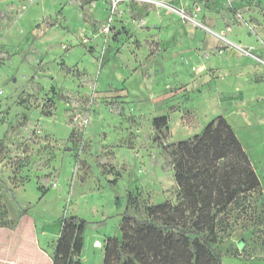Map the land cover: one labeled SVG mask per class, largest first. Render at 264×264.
Instances as JSON below:
<instances>
[{"label":"rangeland","instance_id":"374dc122","mask_svg":"<svg viewBox=\"0 0 264 264\" xmlns=\"http://www.w3.org/2000/svg\"><path fill=\"white\" fill-rule=\"evenodd\" d=\"M155 1L0 0L2 251L41 264V243L51 264L73 215L83 264H103L126 211L177 203L172 146L223 116L261 188L218 250L264 264V0Z\"/></svg>","mask_w":264,"mask_h":264},{"label":"trees","instance_id":"16d2710c","mask_svg":"<svg viewBox=\"0 0 264 264\" xmlns=\"http://www.w3.org/2000/svg\"><path fill=\"white\" fill-rule=\"evenodd\" d=\"M154 126L166 129L167 118L155 119ZM172 148L177 203L148 207L145 219L126 211L121 238L106 242L103 264H222L218 246L230 214L249 201L261 181L223 116ZM86 225L77 216L61 218L51 264H83Z\"/></svg>","mask_w":264,"mask_h":264},{"label":"crops","instance_id":"0c3cea01","mask_svg":"<svg viewBox=\"0 0 264 264\" xmlns=\"http://www.w3.org/2000/svg\"><path fill=\"white\" fill-rule=\"evenodd\" d=\"M1 244L0 240V264H38V262L35 263L36 260L33 258L34 249L33 247H28V244L20 247L17 252L15 251L13 256H11L10 244L5 242L4 251H2L3 246ZM37 250L45 256L46 264H49L50 258L41 243L37 244ZM45 261L43 260L41 264H44Z\"/></svg>","mask_w":264,"mask_h":264},{"label":"built area","instance_id":"2783aa9c","mask_svg":"<svg viewBox=\"0 0 264 264\" xmlns=\"http://www.w3.org/2000/svg\"><path fill=\"white\" fill-rule=\"evenodd\" d=\"M110 2V7H111V10H115L120 3L124 2V1H129V2H143V3H154V4H157L159 6H162L161 3L155 1V0H108ZM111 20V19H110ZM104 30L108 32V28L107 27H104Z\"/></svg>","mask_w":264,"mask_h":264},{"label":"water","instance_id":"95a60500","mask_svg":"<svg viewBox=\"0 0 264 264\" xmlns=\"http://www.w3.org/2000/svg\"><path fill=\"white\" fill-rule=\"evenodd\" d=\"M242 245V244H241Z\"/></svg>","mask_w":264,"mask_h":264}]
</instances>
